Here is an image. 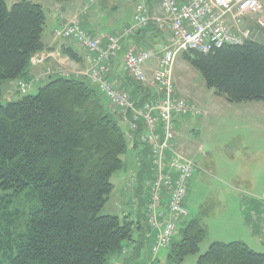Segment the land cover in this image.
<instances>
[{"label": "trees", "instance_id": "16d2710c", "mask_svg": "<svg viewBox=\"0 0 264 264\" xmlns=\"http://www.w3.org/2000/svg\"><path fill=\"white\" fill-rule=\"evenodd\" d=\"M45 25L42 4L7 7L0 0V96L4 81L36 88L23 93L16 85V98L0 103V264H113L130 251L126 261L149 239L140 203L136 198L135 219L100 214L113 189L110 177L124 164V125L84 77L31 80L30 59L44 49ZM181 58L216 96L264 102V42L191 49ZM205 235L200 219L191 218L180 239L170 240L167 259L184 264ZM196 264H264V252L240 240L213 241Z\"/></svg>", "mask_w": 264, "mask_h": 264}, {"label": "built area", "instance_id": "2783aa9c", "mask_svg": "<svg viewBox=\"0 0 264 264\" xmlns=\"http://www.w3.org/2000/svg\"><path fill=\"white\" fill-rule=\"evenodd\" d=\"M160 9V14H150L144 3L137 2L133 30L153 25L168 34L165 44L158 51L148 47L128 48L124 53L128 76L152 90L151 96L141 103H137L130 92L117 89L108 78L110 61L122 48L121 35L107 36L103 46L78 20L54 31L56 37L74 39L86 48L90 67L84 77L97 87L108 108L121 119L127 143L138 142L145 146L137 165H142L145 173L141 185L147 201L141 212L148 234L153 238L149 246L153 254L168 246L176 230V220L187 216L184 202L189 179L196 168L194 161L184 157L175 144L176 117L201 113L192 101L176 91L172 76L175 58L191 49L205 53L212 48L252 39L250 27L238 26L241 20H252L257 32L264 28V6L259 0H160ZM154 57L158 66L148 75L145 65ZM44 60L45 56L36 54L30 62L37 65ZM17 87L25 93L32 84L20 79ZM136 179L131 182L133 187ZM128 214L135 219L136 215ZM260 217L264 237V214Z\"/></svg>", "mask_w": 264, "mask_h": 264}, {"label": "rangeland", "instance_id": "374dc122", "mask_svg": "<svg viewBox=\"0 0 264 264\" xmlns=\"http://www.w3.org/2000/svg\"><path fill=\"white\" fill-rule=\"evenodd\" d=\"M16 1L20 0H5V3L10 7ZM260 2L264 6V0ZM44 10L45 33L60 27L54 8L51 13L49 6H44ZM248 24L252 26L253 21L241 20L238 26ZM229 25H232L231 21ZM255 29H252V39L264 42V28L258 32ZM160 33L161 44H165L168 34ZM149 47L152 48L153 44ZM151 62L156 63L155 60ZM172 76L175 88L182 89L180 95L201 110L198 115L177 116L175 120L176 147L184 157L194 161L196 168L189 179L184 202L188 214L176 220L173 240L180 239L182 227L191 218L200 219L206 229L199 253L187 255L183 263L196 264L198 255L213 241L240 240L252 249L264 252L263 219L260 217L264 212L256 209L257 205L264 209V102H229L216 96L213 89L206 87L198 70L181 58V53L175 58ZM16 85L14 81L2 83L1 104L16 98L11 94L7 97L8 86V93H14ZM35 91V86L29 90L30 93ZM144 147L142 144L137 147L127 144L121 156L124 164L110 177L113 189L100 214L122 216L126 212L133 217L137 215V203L130 197L129 190L133 187L131 182L137 173V160ZM137 186H141V193H145L139 181ZM137 201L143 208L147 194L141 195ZM149 244L147 238L136 255L124 261L130 253L127 251L113 264H175L167 259L166 248L152 255Z\"/></svg>", "mask_w": 264, "mask_h": 264}, {"label": "crops", "instance_id": "0c3cea01", "mask_svg": "<svg viewBox=\"0 0 264 264\" xmlns=\"http://www.w3.org/2000/svg\"><path fill=\"white\" fill-rule=\"evenodd\" d=\"M38 3L44 6H49V13L56 11L55 18L60 24V27L53 28L50 32L44 30L43 43L44 49L39 53L45 56V60L37 65H31L29 71V77L32 81L40 82L44 80L49 74L65 72L69 75L76 77H84V73L90 67L88 61L89 53L81 44L71 38H61L54 35L56 29H61L67 24L71 23L75 19L80 22L82 27L92 36L100 39L101 44L105 46L107 43V36L109 35H121V50L117 56L112 57L110 61V70L108 78L112 81L114 86L119 90H125L130 92L134 96V100L137 103H141L147 100L152 90L150 88H144L140 84L133 81L127 74L124 67V53L128 48H153L158 51L161 44L160 37L162 36L159 29L153 25H149L146 28L140 30H133V16L136 10L137 2H142L148 8L150 14H160V0H71L58 2L56 0H37ZM252 27L256 28L253 24ZM243 28V27H240ZM257 29V28H256ZM74 52V57H70L67 53ZM151 60H155L156 63H152ZM149 60L145 69L148 75H151L152 70L158 66V60L156 57ZM85 78V77H84ZM16 85V81H14ZM8 86L7 94L13 96ZM181 88H177L176 91L180 95ZM16 91V89H15ZM15 93V92H14ZM140 143L136 142L133 147H137ZM176 144V143H175ZM145 148L140 150V157L137 162L143 156ZM143 167L138 166L136 173V185L132 187L130 197L135 201L141 195H146L142 192V187L137 186L142 183ZM136 189L139 197L136 196ZM128 191V190H127ZM137 200V199H136ZM256 209L260 212H264V209ZM258 214V213H257ZM264 214V213H262ZM152 238H149L151 242Z\"/></svg>", "mask_w": 264, "mask_h": 264}]
</instances>
